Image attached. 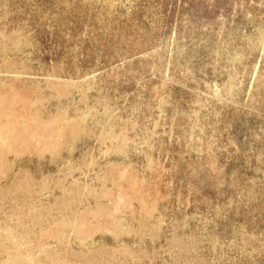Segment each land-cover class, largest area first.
<instances>
[{
    "label": "rangeland",
    "instance_id": "obj_1",
    "mask_svg": "<svg viewBox=\"0 0 264 264\" xmlns=\"http://www.w3.org/2000/svg\"><path fill=\"white\" fill-rule=\"evenodd\" d=\"M0 81L80 128L4 159L0 264H264V0H0Z\"/></svg>",
    "mask_w": 264,
    "mask_h": 264
},
{
    "label": "bare ground",
    "instance_id": "obj_2",
    "mask_svg": "<svg viewBox=\"0 0 264 264\" xmlns=\"http://www.w3.org/2000/svg\"><path fill=\"white\" fill-rule=\"evenodd\" d=\"M21 97L13 85H7L0 81V176L5 172L4 159L9 152L18 154L32 140L38 141L42 145V149L54 152L66 139L69 141V139L77 137L80 131L76 119H71L64 114L57 118H44L31 111L32 106L30 103L24 102L19 105L18 102ZM118 177L122 178L123 173H119ZM120 180H117L119 185ZM117 195L119 196H117L114 205L115 210H118L127 202L120 192ZM133 195L142 203L144 213L149 214L152 207L143 200L141 193L135 190ZM65 224L66 222L61 220L43 233L54 236L60 235ZM75 227L81 235L88 232L85 219H81L80 222L75 224ZM21 252L19 244L14 245L11 249L10 257L14 264H36L32 256L21 257ZM51 255L49 254V258H54Z\"/></svg>",
    "mask_w": 264,
    "mask_h": 264
}]
</instances>
